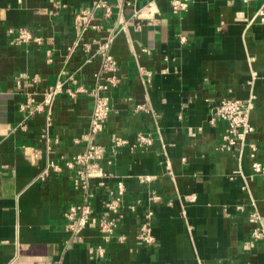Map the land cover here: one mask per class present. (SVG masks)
Returning <instances> with one entry per match:
<instances>
[{
  "label": "crops",
  "instance_id": "crops-1",
  "mask_svg": "<svg viewBox=\"0 0 264 264\" xmlns=\"http://www.w3.org/2000/svg\"><path fill=\"white\" fill-rule=\"evenodd\" d=\"M260 7L189 0L174 13L169 0H0V264H264V236L253 238L248 221L256 211L264 231V172L252 167L264 165ZM82 8L91 10L84 31L74 25ZM17 27L40 41L13 42ZM109 37L115 81L104 128L92 134L94 97L107 83L99 45ZM251 96L253 129L230 145L213 109ZM92 141L105 174L89 182L93 217L118 222L103 257L95 227L74 235L64 217L85 195L74 157ZM118 184L119 209L108 211ZM149 209L152 244L137 238Z\"/></svg>",
  "mask_w": 264,
  "mask_h": 264
},
{
  "label": "built area",
  "instance_id": "built-area-1",
  "mask_svg": "<svg viewBox=\"0 0 264 264\" xmlns=\"http://www.w3.org/2000/svg\"><path fill=\"white\" fill-rule=\"evenodd\" d=\"M189 0H169V4L174 13H180L186 10ZM57 7H60L58 1L55 2ZM96 6L102 7L105 12H109V7L104 1H99ZM145 7L150 8L151 4L148 3ZM258 13L261 15V19L264 20V7L258 9ZM135 16L139 17L141 13L135 12ZM91 10L89 8L80 9L74 17V25L81 27L82 30H86L87 27L92 26L90 24ZM93 27H97L94 25ZM12 35V41L16 43H27L30 41H40V38L34 37L31 30L26 27H17L9 30ZM82 34V33H81ZM111 37L107 38L99 45V50L104 57L103 68L106 70L107 75L105 79L106 84L99 86L102 93L97 94L94 97V107L90 120L91 133H97L103 130L104 122L109 111L108 97L104 93L108 87V84L114 83L115 64L111 57L108 55L107 50L109 48V42ZM61 83L58 81L55 86L51 87L46 92V102L50 105L56 93L60 91ZM253 96L247 101L243 102L240 99L228 97L222 99L213 109V118L217 117L223 119L227 124L226 132L223 139L230 145L236 144L238 140H242L244 136L252 131L253 127L249 123L248 111L252 107ZM140 141H147L144 137H139ZM115 145H119L120 141L118 138L113 139ZM103 148L100 144L90 142L86 149L77 155L74 159L78 164L76 169L75 184L80 188L85 195L83 199L78 203L71 204L64 212V217L67 220L68 229L74 234H78L83 228L88 226H94L99 233L100 244L95 246L94 254L96 257H103L104 247L103 243L110 241L115 234L117 228V220L113 217L106 215H99L93 217V208L90 202L92 194L89 192L90 179L94 177L105 176L103 168L100 166V159L102 158ZM253 170L256 172H264V165L259 162L252 164ZM42 177V176H41ZM122 186L118 184V191L114 194L111 192V197L104 202V207L108 211H117L121 203ZM151 200L155 201L159 199L157 194H152ZM132 205H130V208ZM152 210H147L143 216L140 224L137 238L147 244L155 242V237L152 233ZM248 221L251 225L250 234L253 238L259 239L264 236L263 228L260 226V217L256 211L250 213ZM122 239L123 237H118ZM92 249V248H91ZM92 251V250H91ZM239 264H250V263H239Z\"/></svg>",
  "mask_w": 264,
  "mask_h": 264
}]
</instances>
